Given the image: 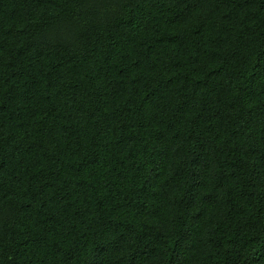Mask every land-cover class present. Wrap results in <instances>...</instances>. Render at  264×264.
I'll use <instances>...</instances> for the list:
<instances>
[{
  "label": "trees",
  "instance_id": "trees-1",
  "mask_svg": "<svg viewBox=\"0 0 264 264\" xmlns=\"http://www.w3.org/2000/svg\"><path fill=\"white\" fill-rule=\"evenodd\" d=\"M0 264H264V0H0Z\"/></svg>",
  "mask_w": 264,
  "mask_h": 264
}]
</instances>
